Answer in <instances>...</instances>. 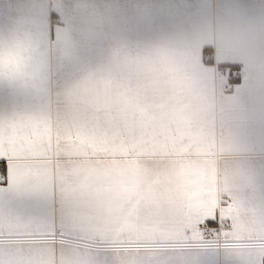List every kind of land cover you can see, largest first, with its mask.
Masks as SVG:
<instances>
[{
    "label": "crops",
    "instance_id": "1",
    "mask_svg": "<svg viewBox=\"0 0 264 264\" xmlns=\"http://www.w3.org/2000/svg\"><path fill=\"white\" fill-rule=\"evenodd\" d=\"M0 264H264V0H0Z\"/></svg>",
    "mask_w": 264,
    "mask_h": 264
},
{
    "label": "built area",
    "instance_id": "2",
    "mask_svg": "<svg viewBox=\"0 0 264 264\" xmlns=\"http://www.w3.org/2000/svg\"><path fill=\"white\" fill-rule=\"evenodd\" d=\"M204 62H206V63L212 62V59L210 57H204ZM243 77H244V73L242 71H238V70L220 72L218 74V78L224 81L225 89L227 91H232L233 90V85L230 83L231 80L239 79V78H243ZM201 230L203 231V233L208 234V229L207 228H203Z\"/></svg>",
    "mask_w": 264,
    "mask_h": 264
},
{
    "label": "trees",
    "instance_id": "3",
    "mask_svg": "<svg viewBox=\"0 0 264 264\" xmlns=\"http://www.w3.org/2000/svg\"><path fill=\"white\" fill-rule=\"evenodd\" d=\"M207 227L209 228V230L213 229L215 227V224L213 223H208Z\"/></svg>",
    "mask_w": 264,
    "mask_h": 264
},
{
    "label": "rangeland",
    "instance_id": "4",
    "mask_svg": "<svg viewBox=\"0 0 264 264\" xmlns=\"http://www.w3.org/2000/svg\"><path fill=\"white\" fill-rule=\"evenodd\" d=\"M210 233V231H208V234Z\"/></svg>",
    "mask_w": 264,
    "mask_h": 264
}]
</instances>
